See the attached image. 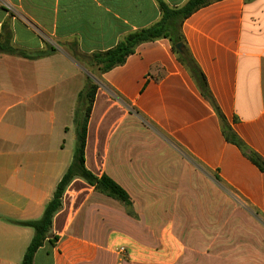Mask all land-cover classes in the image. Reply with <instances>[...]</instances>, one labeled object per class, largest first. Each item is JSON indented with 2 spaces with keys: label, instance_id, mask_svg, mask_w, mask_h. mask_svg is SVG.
Returning a JSON list of instances; mask_svg holds the SVG:
<instances>
[{
  "label": "crops",
  "instance_id": "0c3cea01",
  "mask_svg": "<svg viewBox=\"0 0 264 264\" xmlns=\"http://www.w3.org/2000/svg\"><path fill=\"white\" fill-rule=\"evenodd\" d=\"M188 1L0 0V46L53 50L0 52V264L22 263L34 230L20 223L41 219L72 163L91 56L158 23L160 2ZM182 33L228 124L264 160V0L215 1ZM94 77L86 167L118 183L134 215L74 179L58 240L34 264H264V172L226 140L171 42Z\"/></svg>",
  "mask_w": 264,
  "mask_h": 264
},
{
  "label": "trees",
  "instance_id": "16d2710c",
  "mask_svg": "<svg viewBox=\"0 0 264 264\" xmlns=\"http://www.w3.org/2000/svg\"><path fill=\"white\" fill-rule=\"evenodd\" d=\"M215 1L219 0H189L181 8H170L165 2H160L159 6L162 17L158 23L129 35L112 50L93 54L91 56V64L92 67L99 71V74H104L116 67L124 65L127 59L135 54L139 45L159 39H168L172 44V49L176 54L178 61L190 73L200 94L209 102L219 117L223 135L226 140L236 145L248 159L264 172L263 158L256 152L250 150V148L241 140V138H239L228 124L225 115L222 113L211 92L205 73L188 48L182 33V26L186 19L201 8L206 7ZM179 43L183 44V47L180 50L176 48ZM0 52L17 55L30 60H37L48 57L53 53V50L50 49L30 54L11 46L1 45ZM99 87V83L88 77L85 88L78 95L77 107L74 113L76 140L73 160L59 182L53 198L46 206L43 216L39 220L20 223L21 225L30 227L34 230V237L26 250L21 264H34L36 253L44 246V244L48 240L53 243L58 240L57 237H53V240L49 239L53 226V219L62 207V199L67 187L74 179H82L91 187H94L97 192L119 200L127 206L129 213L134 215L132 211V201L128 193L108 175L103 174L99 177L86 167L85 152L88 124ZM216 179L220 181L218 176H216Z\"/></svg>",
  "mask_w": 264,
  "mask_h": 264
},
{
  "label": "rangeland",
  "instance_id": "374dc122",
  "mask_svg": "<svg viewBox=\"0 0 264 264\" xmlns=\"http://www.w3.org/2000/svg\"><path fill=\"white\" fill-rule=\"evenodd\" d=\"M96 70H97V69L92 70L91 68H88V69H87V75H88L89 77L93 78L94 80H96L95 77H94V75H95V76H96V75H97V76L99 75V71L97 70V72H96Z\"/></svg>",
  "mask_w": 264,
  "mask_h": 264
},
{
  "label": "water",
  "instance_id": "95a60500",
  "mask_svg": "<svg viewBox=\"0 0 264 264\" xmlns=\"http://www.w3.org/2000/svg\"><path fill=\"white\" fill-rule=\"evenodd\" d=\"M182 47H183V44H182V43H179V44H177V46H176V48H177L178 50H180Z\"/></svg>",
  "mask_w": 264,
  "mask_h": 264
},
{
  "label": "built area",
  "instance_id": "2783aa9c",
  "mask_svg": "<svg viewBox=\"0 0 264 264\" xmlns=\"http://www.w3.org/2000/svg\"><path fill=\"white\" fill-rule=\"evenodd\" d=\"M124 252H125V249H124V248L119 249V253H120V254H122V253H124Z\"/></svg>",
  "mask_w": 264,
  "mask_h": 264
}]
</instances>
